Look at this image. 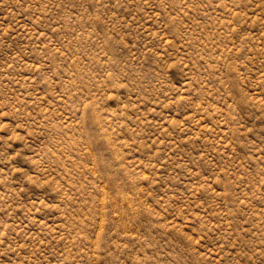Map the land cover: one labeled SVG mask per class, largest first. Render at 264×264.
I'll list each match as a JSON object with an SVG mask.
<instances>
[{
  "label": "rangeland",
  "instance_id": "374dc122",
  "mask_svg": "<svg viewBox=\"0 0 264 264\" xmlns=\"http://www.w3.org/2000/svg\"><path fill=\"white\" fill-rule=\"evenodd\" d=\"M0 264H264V0H0Z\"/></svg>",
  "mask_w": 264,
  "mask_h": 264
}]
</instances>
